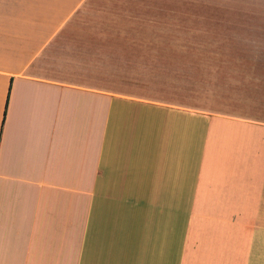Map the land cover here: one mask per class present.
I'll list each match as a JSON object with an SVG mask.
<instances>
[{"label": "crops", "instance_id": "obj_1", "mask_svg": "<svg viewBox=\"0 0 264 264\" xmlns=\"http://www.w3.org/2000/svg\"><path fill=\"white\" fill-rule=\"evenodd\" d=\"M97 3L0 0V264H264V118L102 90Z\"/></svg>", "mask_w": 264, "mask_h": 264}, {"label": "rangeland", "instance_id": "obj_2", "mask_svg": "<svg viewBox=\"0 0 264 264\" xmlns=\"http://www.w3.org/2000/svg\"><path fill=\"white\" fill-rule=\"evenodd\" d=\"M75 21L69 37L111 43L102 90L264 118V0H98Z\"/></svg>", "mask_w": 264, "mask_h": 264}]
</instances>
